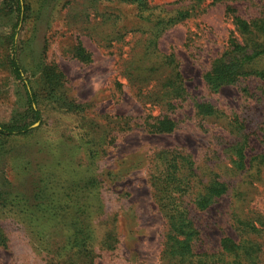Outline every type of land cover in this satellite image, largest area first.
I'll return each mask as SVG.
<instances>
[{"label":"rangeland","instance_id":"rangeland-1","mask_svg":"<svg viewBox=\"0 0 264 264\" xmlns=\"http://www.w3.org/2000/svg\"><path fill=\"white\" fill-rule=\"evenodd\" d=\"M3 1L0 121L9 122L28 105L22 85L9 71L13 17L1 8ZM26 1L32 17L21 33L26 64L32 67L44 53L42 60L58 66L67 95L82 108L66 112L41 99L42 117L31 133L0 139V264H171L163 259L169 223L153 178L162 166L159 152L182 149L199 165L228 162L223 149L231 135L225 121L199 117L195 103L209 102L243 123L246 162L254 165L253 171L259 160L264 164V78L246 77L218 90L204 79L234 30L227 5L244 19L264 20V0L150 1L159 6L157 13L197 7L190 18L170 26L157 39L160 51L176 55L189 93L177 109L178 126L168 133H150L139 126L148 112L158 114L159 108L145 107L123 74L124 54L115 48L129 46L117 41L111 50L104 40L112 29L131 30L136 36L130 47L141 44L137 28L142 22L140 30L145 29L148 23L137 18L134 5L120 0ZM78 41L92 54L91 62L75 58ZM259 62L264 67V57ZM32 73L25 75L37 87L39 78ZM116 116H133L135 121L127 123ZM242 180L243 174L232 178L231 189L204 210L189 204L199 233L195 252H218L224 236L241 240L233 222L235 210H255L264 217V167L252 187L240 186ZM42 195L46 213L41 211L44 204L34 209ZM56 207L66 211L59 219L52 214ZM74 213L82 219L91 257H80L74 253L77 247L66 242ZM260 239L264 243V234ZM255 263L264 264V251Z\"/></svg>","mask_w":264,"mask_h":264},{"label":"trees","instance_id":"trees-1","mask_svg":"<svg viewBox=\"0 0 264 264\" xmlns=\"http://www.w3.org/2000/svg\"><path fill=\"white\" fill-rule=\"evenodd\" d=\"M120 1L134 5L137 18L147 22L148 26L140 30L143 24L141 22L137 28L141 36L138 41L140 40L141 44L133 47H130V44L136 36L135 32L128 30L120 33L112 29L104 39L108 42L107 48L114 49L117 41L129 46L128 49H123V46L115 48L121 51V55L124 54L123 74L130 78L137 97L145 107L149 110L159 108L158 114L148 112L139 126L150 133L172 132L180 122L176 117L177 109L180 103L186 101L189 93L176 55L173 52L160 51L157 48V39L170 26L190 18L197 7H180L160 10L157 13L155 10L159 6H152L151 0ZM196 2L201 4L203 0ZM1 8L10 18L13 17L8 37L11 51L9 71L22 85L28 105L26 112L15 115L9 122L0 121V139H5L28 135L35 129L32 127L33 124L42 117L39 107L41 99L52 103L55 108L71 113L77 112L82 106L67 95L63 72L58 66L44 62L42 60L44 53L32 67L26 64L23 54L26 48L21 33L32 22L30 4L26 0H4ZM227 14L234 25V30L228 38V46L204 75L207 85L212 90L236 84L246 77L264 78V67H260L259 64L260 58L264 57V20L244 19L237 14L232 5H227ZM74 56L82 62L92 61V54L80 41L76 43ZM30 70L33 71L31 76L39 78L37 83L41 87L34 86L31 78L26 77L25 74ZM243 90L248 91L247 87H243ZM194 108L199 117L225 121L231 135L223 149L228 162L199 165L191 153L182 149H163L159 152L162 166L158 175L153 178L156 180L154 185L157 187L159 205L169 223L163 259H170L171 264H256V259L260 258L264 251V243L260 239L264 234V217L261 212L255 210L233 212V222L241 236L239 242L230 236H224L218 252L194 251L193 244L199 233L189 204L192 203L199 210L206 209L231 189L230 180L238 174H243L240 186L245 184L248 188L252 187L255 181L261 178L264 167L263 160H259L253 171L254 165L246 162L248 137L243 123L236 117L225 115L209 102H196ZM29 119L32 121L29 122ZM118 119H123L127 123L135 121L133 116ZM41 193L42 190L39 191V195ZM44 201L45 195H42L34 209L39 210L45 205V209L41 211L46 213L47 206ZM61 212L66 211L64 208L56 207L52 214L54 213V218L59 219ZM73 216L75 222L69 224L72 234L66 237V242L72 247H77L78 251L74 252L75 254H79L80 257L84 254L87 257L90 251L88 247L86 248L88 238L83 235L85 229L82 228V219L80 221V216L75 213ZM68 264L77 263L71 261Z\"/></svg>","mask_w":264,"mask_h":264}]
</instances>
